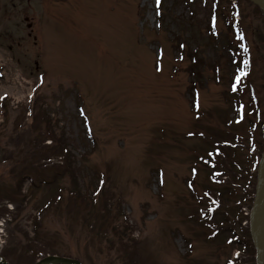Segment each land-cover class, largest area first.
Here are the masks:
<instances>
[{"label":"rangeland","instance_id":"374dc122","mask_svg":"<svg viewBox=\"0 0 264 264\" xmlns=\"http://www.w3.org/2000/svg\"><path fill=\"white\" fill-rule=\"evenodd\" d=\"M181 1L163 0L159 24L156 0H0V227L2 250L17 264L39 256L36 238L83 264H254L241 248L248 198L238 203L232 193L212 218L199 208L212 187L201 161L214 139L264 140L263 15L237 0L240 37L217 18L213 39L206 6ZM220 4L228 14V1ZM244 42L252 63L245 74L246 62L232 66L228 51ZM235 68L248 83L228 92ZM43 119L68 153L36 170L25 146L37 137L30 124ZM49 138L45 131L39 145H55ZM247 153L229 151L238 163ZM96 185V205L68 196ZM95 213L105 221L89 227Z\"/></svg>","mask_w":264,"mask_h":264},{"label":"trees","instance_id":"16d2710c","mask_svg":"<svg viewBox=\"0 0 264 264\" xmlns=\"http://www.w3.org/2000/svg\"><path fill=\"white\" fill-rule=\"evenodd\" d=\"M181 1V0H179ZM199 2H202V0H198ZM163 1L160 0L159 4V15H164L165 9L163 7ZM186 3H192L193 1L190 0H184ZM197 4V3H196ZM204 5L207 4L205 3ZM196 13H192L191 18L188 19V21L193 24V21H196L195 17ZM208 25V23H207ZM209 32V31H208ZM212 32L208 33V37H212ZM214 39V38H213ZM232 51H236V49L232 48ZM247 59L246 67H244V70L247 71L251 67V60L249 56L245 57ZM235 57L231 56L230 64L232 66L235 65L234 62ZM238 70L235 68L234 69V76L237 75ZM238 79V78H236ZM239 80L241 83H239ZM242 81L244 79H238L235 81H231V83L228 86V92H231V90H238L239 87L242 85ZM248 83V81H246ZM233 84V85H232ZM249 85V92L250 94L253 93V88L251 86V82L248 84ZM37 117L40 115H36ZM41 117V116H40ZM35 123L38 124V119L35 121ZM42 125H46L45 131L49 132V137L52 139V142H55V145H50L48 146H39L35 148L36 145L39 144V140L43 139L44 136V130L41 128L42 125H32L30 126V129L33 131H37V137H33L32 140L26 145V147H30L29 149L26 150V152H32L36 153L34 156L37 158L35 162L37 163L39 158H44L45 156H48L50 154H57L59 150L62 152V154L68 153L66 147L62 146L61 143L59 142V139L56 138L53 135L52 128L50 125H48L47 121L45 119L42 120ZM39 132V133H38ZM34 146V147H33ZM241 147L243 146L246 150L247 153L244 155V157H247L246 161H241L238 163L236 160H234L230 155L229 151L234 150L235 147ZM264 147V140H261L257 142L256 135L250 134L248 136H245L243 141L239 143H232L228 139H219L215 138L214 141L212 142V147L206 151L207 155H205L204 159H202L201 164H203V170L208 174L209 178V183L212 185V187H204V196L206 197L207 200H211L215 202L218 207H223V203H225L228 198L231 196L232 193H236V201L238 203H241L242 200L245 201L248 198L249 204L252 200V193L254 189V184H255V175H256V165H257V160L259 158V155ZM201 157V156H200ZM203 157V156H202ZM35 158V159H36ZM34 162V161H33ZM66 167V172H69L70 176L76 177L75 171L74 170V164L71 162L70 158H67L66 164L64 168ZM73 169V170H72ZM222 180L224 181V184L220 186L218 182ZM73 186H79L76 179L74 178L73 181L71 182ZM228 184V185H226ZM225 185V186H224ZM234 189V190H233ZM98 194V195H97ZM97 194L92 193L90 190H84L81 193L78 192V189H70V199H79L81 202H87L89 205H96L97 201L100 197L101 190L97 192ZM5 196H0L1 198H4ZM80 203V202H79ZM85 203V204H87ZM16 204V203H15ZM81 204V203H80ZM247 204V205H249ZM21 205V204H20ZM103 209L107 212L105 213L108 214L111 209L109 208L110 205L105 202V204H101ZM16 207H18V204H16ZM112 212V211H111ZM227 212V211H226ZM219 219V214L217 215ZM237 217V215H235ZM102 217V216H101ZM42 218V211L39 213V219L41 220ZM98 214L95 213L92 217V219L89 218V221L87 225L89 227H92L93 224H101L104 223L105 219L102 217L104 220L101 222L97 221ZM39 219H36L38 222ZM220 222L225 223L227 220L221 215V218L219 219ZM36 221L34 223V226H36ZM230 224V223H229ZM229 224H226L227 227ZM226 227V228H227ZM108 228V226H107ZM226 228H223L224 230H227ZM103 233L106 234V230L103 229L101 230ZM118 233H121L122 230L117 229ZM241 235L243 236V248L245 249L244 251L250 252V254L254 257V250L249 238V233L246 227H242L241 229ZM35 236V235H34ZM124 240L122 239V236L119 234V241ZM33 246H36L37 248H34L35 253H39V256H34V254H31V256H34L35 259L30 262V264L34 263L38 258L43 257L45 254L50 253L51 249L48 248L46 244L43 243H38L37 238L32 241ZM130 243L128 247L134 246L135 240H130V241H124L123 246L126 247L127 244ZM39 244V245H38ZM127 247V248H128ZM8 248L14 249L10 244ZM30 250H32V247H29ZM32 250L31 253H34ZM50 251V252H49ZM2 255L11 263V264H17L12 260L10 257V254L7 252V250H2ZM128 255V253H127ZM130 255V254H129ZM11 259V261L9 260Z\"/></svg>","mask_w":264,"mask_h":264},{"label":"water","instance_id":"95a60500","mask_svg":"<svg viewBox=\"0 0 264 264\" xmlns=\"http://www.w3.org/2000/svg\"><path fill=\"white\" fill-rule=\"evenodd\" d=\"M264 13V0H250ZM249 231L255 248L256 264H264V151L257 166L255 195L249 215ZM0 264H8L0 255ZM34 264H82L80 261L55 255H48Z\"/></svg>","mask_w":264,"mask_h":264}]
</instances>
